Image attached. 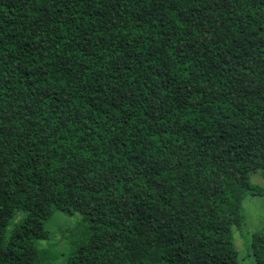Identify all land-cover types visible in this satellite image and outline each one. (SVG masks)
I'll list each match as a JSON object with an SVG mask.
<instances>
[{"label":"trees","instance_id":"16d2710c","mask_svg":"<svg viewBox=\"0 0 264 264\" xmlns=\"http://www.w3.org/2000/svg\"><path fill=\"white\" fill-rule=\"evenodd\" d=\"M256 170L264 0H0V264H239Z\"/></svg>","mask_w":264,"mask_h":264},{"label":"rangeland","instance_id":"374dc122","mask_svg":"<svg viewBox=\"0 0 264 264\" xmlns=\"http://www.w3.org/2000/svg\"><path fill=\"white\" fill-rule=\"evenodd\" d=\"M247 176L251 183L264 188V170L250 171ZM241 215L242 223L233 228L238 263L255 264L257 256L252 246L255 241L262 246L263 250L259 254L264 258V195L247 194L242 200ZM21 217L22 213L17 212L9 220L6 228L7 237ZM87 224L88 222L78 214L54 212L45 223L47 238L38 241V248L53 251L56 254L49 264H66V256L70 248L79 242L81 235L85 236L88 233Z\"/></svg>","mask_w":264,"mask_h":264}]
</instances>
